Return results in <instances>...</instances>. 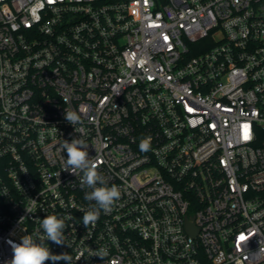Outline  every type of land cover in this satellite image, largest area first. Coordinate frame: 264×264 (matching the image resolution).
<instances>
[{
    "label": "built area",
    "instance_id": "2783aa9c",
    "mask_svg": "<svg viewBox=\"0 0 264 264\" xmlns=\"http://www.w3.org/2000/svg\"><path fill=\"white\" fill-rule=\"evenodd\" d=\"M74 138L121 192L87 228ZM48 215L76 264H264V0H0V264Z\"/></svg>",
    "mask_w": 264,
    "mask_h": 264
},
{
    "label": "clouds",
    "instance_id": "9594fccd",
    "mask_svg": "<svg viewBox=\"0 0 264 264\" xmlns=\"http://www.w3.org/2000/svg\"><path fill=\"white\" fill-rule=\"evenodd\" d=\"M64 118L74 129L81 122V115L75 110L65 111ZM150 141V137L140 141L141 152L150 150ZM88 149L89 144L80 138H74L71 142L63 140L61 145V151L67 153V158L63 157V171L79 177L80 187L86 189L84 198L90 203V207L82 216L85 228L94 224L101 212H110L121 197L119 188L114 184L109 187L106 178L98 172V164L94 157L89 156ZM40 227L44 235L39 239H34L28 234L21 237L20 243L7 241L12 248L13 256L4 264H46V261H52L53 264L59 261L72 264V256L69 253L53 254L46 243L51 241L59 246L67 244L64 235L66 228L64 219L56 215H48L41 220ZM92 256L103 260L107 256V251L97 249Z\"/></svg>",
    "mask_w": 264,
    "mask_h": 264
},
{
    "label": "water",
    "instance_id": "95a60500",
    "mask_svg": "<svg viewBox=\"0 0 264 264\" xmlns=\"http://www.w3.org/2000/svg\"><path fill=\"white\" fill-rule=\"evenodd\" d=\"M187 226H188V230L191 234L196 233V230L194 229L195 227H193V225L191 223H188Z\"/></svg>",
    "mask_w": 264,
    "mask_h": 264
},
{
    "label": "trees",
    "instance_id": "16d2710c",
    "mask_svg": "<svg viewBox=\"0 0 264 264\" xmlns=\"http://www.w3.org/2000/svg\"><path fill=\"white\" fill-rule=\"evenodd\" d=\"M196 51H200V48H199V49H197Z\"/></svg>",
    "mask_w": 264,
    "mask_h": 264
},
{
    "label": "rangeland",
    "instance_id": "374dc122",
    "mask_svg": "<svg viewBox=\"0 0 264 264\" xmlns=\"http://www.w3.org/2000/svg\"><path fill=\"white\" fill-rule=\"evenodd\" d=\"M72 264H76V263H72Z\"/></svg>",
    "mask_w": 264,
    "mask_h": 264
}]
</instances>
